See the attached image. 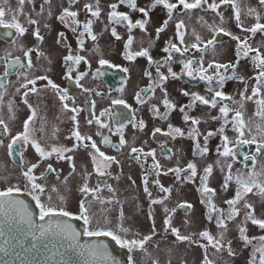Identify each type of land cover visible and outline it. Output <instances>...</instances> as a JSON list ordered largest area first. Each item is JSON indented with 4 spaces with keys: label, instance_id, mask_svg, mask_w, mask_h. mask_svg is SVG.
I'll list each match as a JSON object with an SVG mask.
<instances>
[{
    "label": "flooded vegetation",
    "instance_id": "1",
    "mask_svg": "<svg viewBox=\"0 0 264 264\" xmlns=\"http://www.w3.org/2000/svg\"><path fill=\"white\" fill-rule=\"evenodd\" d=\"M14 0H7L3 3V7L6 10V15L4 17L5 21H10L11 17L7 10L12 9V3ZM18 2V0H15ZM154 0H136V9H131L126 4H119V0H99V7L101 9L100 17L97 19L91 16V13L84 10V5L86 3L92 4L93 8L96 6V0H76V3L69 4V0H25L23 4L22 19H18L19 23L26 28V32L20 36L14 28H7L0 25V42L7 43L8 46L15 41L17 38H21L23 42V49L21 48L19 53L13 54H0V82H2L5 87L0 89L3 92L2 98H0V109L4 108L6 110L7 116L13 115L9 112V101L13 104L18 103V99L13 98V82L12 77L18 72L22 71L21 84L25 83V74L27 79H33L36 76H47L56 85H59L61 89H67L68 95L74 97L75 103L72 100L61 101L55 89L47 86V80H38L36 82V92H29L27 96V104L24 102L25 98L23 93L31 87L21 88V93L19 96L20 109L22 112L21 128H23V122L27 119L29 115L32 114L34 110L36 112L33 121L30 122L31 128V139L38 141L43 147L49 148V143L51 139H55L59 144L58 147L63 146L69 149H73L70 152L65 153V155H70L73 157L71 164L69 161L64 159H57L56 155L53 154L45 160H40L35 149L32 147L31 143L18 142L13 146V152L9 155V149L7 145L9 144L11 137L15 136L8 132L0 130V140L5 142L7 149V155L10 161L13 163L21 164L23 161L24 168L26 169L29 164L37 163L39 161L38 167L34 170V173L39 177L41 173H44L43 179L58 180L68 177V180H74L79 177L84 181V173H91L94 166L91 162L90 152L94 153V150L90 147H85L83 145L73 148L74 145L78 144L75 139L73 132L77 128V122H74L71 117L74 113L70 111L72 107H77L78 111L75 113L77 116L79 131L83 135H90L92 139L96 142L97 146L101 151L105 153L106 156L115 157L112 161L116 163L118 161L119 170L122 172L123 177H129L134 179L130 174L129 165L126 163H138L139 171L137 172L138 180L140 181V187L145 189L149 183L155 187L154 191H161L160 185L165 188H172L171 181H178L182 183H194L197 190L196 198H202L205 202L202 204H195L196 198L192 199H182L178 202H174L172 208H176L178 212H184L185 221H188V228L195 225L197 219L202 218L203 224L202 229L198 231L197 235L194 236L191 233L183 232V226L177 224L171 225L180 230V235L191 236L190 242L199 246V258L198 264H202L205 259V254H207L208 261L211 264H249V261L253 258V253L255 248L261 246L259 237L264 236V229H260L258 226L253 225L250 221L245 222V210L243 208L245 202L251 204L254 209V215L257 218L264 219V192H261L258 187H253L251 192L244 194L243 199L239 201L236 207L240 208L241 211L239 215L235 217L234 220H228L227 228L224 231V237L221 243L224 247L220 251L209 245L207 238H201L199 233L202 230L207 229L213 237H218L219 233L222 231L217 227V213L211 211L212 205L207 203L209 195L211 196L212 203L218 209H223L225 214L229 211V205L225 203L226 200L232 199L237 191L238 185L236 183V177L241 176L244 179H248L249 172L259 173L254 179L257 183L264 185V163L262 154L264 150L256 153V144H246L238 143L237 133L233 131L232 123L225 125V135L229 138V148L231 149L233 156L227 158L220 156L217 152V147L222 145L223 141L217 129L224 124L223 119H213V117H221L219 108L227 104L231 106L233 110H240L242 112V118L246 123L248 128H251L253 110H258V105L255 100H243L241 101L240 92H245L246 95L252 94V87L257 86L256 75L260 69L254 66L252 56L255 53L250 52L248 56L243 55L241 51L239 57L237 56V41L233 38L235 36L240 37L242 40L247 37L248 43L252 48H259L260 53L264 55V32L251 33L247 31H242L240 27H237L235 20V13L232 4H220V0H215L220 7L217 11L220 13L231 12L232 14V29L230 32L223 28L224 31H215L214 44L216 57L209 58L206 60V50L204 45L201 44L200 50L191 48V44L196 42L195 39H187L189 37V27L187 26V21L184 18L183 12L187 11L182 5L177 4V8L173 9L172 18L168 21L167 26L164 31L159 34L156 38V29L161 27L166 19H168V10L163 5H156L151 7ZM170 3H177V0H168ZM191 3L194 0H187ZM213 1L208 2L211 4ZM237 9L242 16V11H245L247 21H243L240 16L241 22L244 28H251V26L256 23L254 15H248L249 9H255L256 12L260 14V22L264 23V6L259 3V0H246L248 6L239 5L233 0ZM116 3L118 4L117 11L125 12L129 15L130 19L135 22L137 19H143V14L138 10L139 8H145L148 11V22L146 24L147 31H142L140 28L136 27L129 33L127 22L121 24H110L108 21V12L110 11L109 5ZM69 7L72 11H77L79 13L76 18L81 22L77 26V30L73 32L71 27H66L65 23H62L57 17L61 14L63 8ZM202 9H207V5H201ZM243 9V10H242ZM51 12V15H49ZM215 15L219 18L214 12ZM29 19L36 20V24L29 23ZM91 19L93 20L92 31L96 35V40H92L85 34L83 39V47L78 43V37L81 31H83V22ZM68 20V18H66ZM179 20H183L185 28L182 29L184 34V43L180 44V41L176 39V23ZM71 24V20H68ZM221 27L219 24L214 27V29ZM115 28L120 39H117L112 35L111 29ZM222 28V27H221ZM202 29L204 26L200 27L201 39L205 41L202 34ZM39 31L42 40H37L34 36V32ZM237 31V32H236ZM63 33V40L58 43L60 39L59 34ZM131 35L134 39L132 40L128 49L125 48V43L128 41V37ZM166 42L176 43L180 47H188V51L181 56L179 53L173 52L172 59L168 64L161 65V72L164 73L168 78L163 82L162 88L166 89L168 99L176 105L175 109L169 110L166 119H161L154 112L149 109L154 104L159 108L161 113L166 111L165 106L161 103L164 93L161 90V86H155V92L153 95L152 91L142 92V90L147 89L150 84L149 77L145 76V71L152 73L153 81L156 78V65L149 64L147 58L136 57L134 60L129 61L125 58L126 53H135L141 47L148 48L150 55L154 61H161L167 53L162 51L165 47ZM224 42H232L231 57L225 60L221 59V48L220 45ZM27 49H33L30 54V59L32 61V67L27 66L28 58H25L23 52ZM38 53H43L42 56H38ZM66 55L83 56L85 60L75 63L74 61H69L68 63L72 67L71 79L66 76L67 67L65 65L64 57ZM15 57H20L21 63L24 65L16 66L9 70L7 76L4 75L6 64L10 63ZM109 61V64L100 65L98 60L100 58ZM192 60V69L198 70L201 67V62L203 68L206 72L196 71L193 76H188L186 74L187 69H184V65L181 61ZM215 62L216 64L227 65L226 68H220L219 73L221 75H227L231 77L233 75L232 65H235V75L237 77H243L244 80L240 79H226L221 88L215 74L217 69L215 65L212 68H208L209 63ZM168 67H171L172 71L177 73V77L173 78L168 73ZM182 69H184L182 71ZM126 70V71H125ZM83 73L84 75L79 81V84L83 85V89H89L90 91L85 92L81 87L77 85L75 77L78 74ZM201 75L212 76L213 79L211 83L207 79H200ZM93 83L99 85L96 89L92 87ZM261 89L260 97H264V82L258 85ZM212 89L210 91L209 89ZM84 91V96L81 97V92ZM186 91L189 94L198 93L204 96L206 99L211 100L215 91H223L225 96H230L232 99H224L217 97L219 103L216 107H211L210 105H204L199 101L192 103L191 95H184L183 92ZM94 92V94H92ZM130 94L131 97L119 96L124 93ZM142 92L141 99L144 103L137 102V93ZM109 94L113 96H109ZM109 96V97H108ZM97 99H104L107 101L108 121L104 124L105 127L109 128L103 131V136H107L112 144H118L120 139V133L117 129L123 125L122 132L125 139L128 142V126L134 128L135 130H144L148 128V133H150V138L153 144L144 145V141L138 143L126 144L125 146L119 148L111 147L109 144H102L101 140L103 136L94 135L88 132H83L82 127L91 125L88 123L89 120H96V117H101L98 106L96 105ZM124 100L126 104H113V100ZM129 101H132L129 104ZM64 103L69 104V109L63 107ZM243 107H240V104ZM185 109L190 117L197 118L199 123L195 126L191 124V120L185 122L183 119L184 113L180 111L181 106L189 105ZM29 105L32 108H29ZM127 105V106H126ZM1 111V110H0ZM234 111L228 113V119L231 121ZM106 116V115H105ZM107 117V116H106ZM143 121L144 127L141 129L139 127H133V124ZM111 123L110 126L107 124ZM169 124L173 128H180L183 135H179L174 131L169 129ZM10 128V125H8ZM67 128L70 133L67 140L58 142L57 138L61 134V128ZM161 129L160 132L154 134V129ZM194 129L193 136H189V130ZM217 133L208 138L206 147L208 151L204 154H200L196 149L197 143L201 148L205 147L204 137L208 135L209 132ZM250 135L245 129V136L243 139H251ZM258 142L260 140H257ZM90 144V142H87ZM61 144V145H60ZM131 147L142 148V153H137L139 159L134 158L130 155ZM154 150L155 161L159 162L160 168L156 169L153 167L154 159L153 156L147 155L150 151ZM220 151H223L221 147ZM255 154V160H252V155ZM223 158V162L218 163V158ZM103 159V158H102ZM192 162L196 165L197 175L191 180L185 179L186 176L190 175V171H182L179 173V178H177L176 168L185 169L186 165ZM231 164V169L227 167ZM51 164L55 172H45L48 165ZM71 165L75 166V171ZM212 165L211 174L207 178V186L215 190L214 194H204L202 193L203 185L201 184L200 177L204 175V169ZM69 166V168H68ZM221 167H223L221 171ZM89 168L90 172H89ZM172 171H169V170ZM218 172V173H217ZM95 173V171H93ZM231 175L232 179L227 181V187H225V177ZM42 179L37 182L41 183ZM88 181V178H87ZM149 181V182H148ZM159 181V184L156 183ZM44 184V183H41ZM46 186V184H44ZM83 185V184H82ZM81 185V186H82ZM105 185H110L109 183H103L100 185V189L109 190ZM89 188L91 185H89ZM111 186V185H110ZM9 187V186H7ZM6 187V188H7ZM19 187V186H18ZM73 187V186H71ZM0 186V190H5ZM94 188V187H93ZM112 188V186H111ZM21 191H24L31 195L30 186L25 187V182L20 187ZM75 188L73 187V190ZM152 193L155 194V192ZM162 192V191H161ZM171 193V192H170ZM89 195H92L89 193ZM88 195V196H89ZM170 194L162 192L161 195H157L158 200L163 197H169ZM173 196V195H172ZM81 197L84 198L81 193ZM82 198V199H83ZM81 199L77 200V204L74 209H65L73 215L79 217V202ZM43 201V200H42ZM190 205V207L179 208L180 204ZM171 208V209H172ZM199 208V209H197ZM198 212L199 215L195 216L194 211ZM191 211V213H190ZM211 214L212 219L209 220L208 216ZM130 214H127L128 216ZM185 215H188L186 218ZM165 214L161 216L162 223L164 221ZM153 219H150L152 221ZM183 221L182 223H185ZM91 224L86 225L89 230L91 229ZM186 224V223H185ZM243 226L247 229L246 235L248 237H256L257 239L251 240V243L245 244L241 240L238 228ZM109 229V228H103ZM162 230L166 232L171 240H177L175 235L171 233L170 228L165 229L164 223ZM114 234L119 235L114 231ZM123 237V236H122ZM133 239L140 237L131 236L128 238ZM180 241V240H177ZM231 241V250L234 253L229 255L228 252V242ZM206 245L207 247H203ZM212 249V253L210 252ZM178 252V251H177ZM182 252V251H180ZM186 254V259H181L179 264H192L189 263L194 261L193 253L189 251L188 247L183 251ZM130 255V253H129ZM259 252L255 253L254 264H260L259 262Z\"/></svg>",
    "mask_w": 264,
    "mask_h": 264
},
{
    "label": "snow or ice",
    "instance_id": "2",
    "mask_svg": "<svg viewBox=\"0 0 264 264\" xmlns=\"http://www.w3.org/2000/svg\"><path fill=\"white\" fill-rule=\"evenodd\" d=\"M6 2H7V0H3V3H6ZM46 2H47V0H46ZM3 3H0V25H3L7 28H14L16 30V32L20 36H22L26 32V28L23 27L19 23L17 13L22 12L23 4L25 3V0H18V4L20 5V8L17 9L16 11H13L10 8L7 10V12L9 14H11V20L10 21H5V19H4L5 15H6V10L3 7ZM74 3H76V0H69V4H74ZM259 3L262 6H264V0H259ZM119 4H126L131 9H134V10L137 7L136 6V0H119ZM177 4L182 5L185 10H191V9L199 8V7H201V5H207V7L209 9H211L213 12H216V14L218 16H220L221 22H223V16L219 11H217L220 7V4H232V7H233L234 13H235V20L237 23V27H240L242 31H247V32H251V33L264 32V23L260 22V19H261L260 14L258 12H256L255 9H249L247 14L248 15H254L255 19H256V23H254L251 26V28H244L243 27V24H242L241 19H240V12L237 9L233 0H220V4H217L215 2V0H213V2L211 4L208 3V0H194V2H191V3L187 2V0H177V3H170V2H168V0H154L151 7H155L156 5H163L168 10V19H166L164 21V23L161 27L156 29V34H157L156 38H158L159 34L162 31H164L165 27L168 24V21L172 18L173 9L177 8ZM109 8H110V11L108 12V21L110 24H112V23L121 24L123 22H127V27H128L129 33H131V30L133 28H136V27L140 28L142 31H147L146 24L148 22V11L145 8H139L138 9L143 14L144 18L143 19H137L135 22H133L130 19L129 15L127 13L117 11L118 4H116V3L110 4ZM84 10L86 12L91 13L92 17H95L98 19L100 17V13H101V9L99 7V0H96L95 8H93L92 4L86 3L84 5ZM49 15H51V12H49ZM78 15H79V13L77 11H72L69 7H65L62 9L61 14L57 17V19H59L62 23H65L66 27H71L73 32H75L77 30V26H79L81 24V22L76 19L78 17ZM66 18H68V20H71V24L68 23V20H66ZM29 23L36 24L37 21L33 20V19H29ZM204 23L210 29L212 28V25H207L206 21ZM92 24H93V20H91V19H88V20L83 22V31L80 32L79 37H78V43L81 45V47H83V39H81V38L84 37L85 34H87L88 37L91 38L92 40H96V35L92 31ZM183 28H185L183 20L177 21V23H176V39L180 41V44L184 43V34L182 32ZM215 31L220 32V31H224V29L221 27H218L215 29ZM111 32H112V35L114 37H116L117 39H120L115 28H112ZM33 34L37 38V40L43 39L40 36L38 30L36 32H34ZM193 35L195 37L196 42L191 44V46H190L191 48L200 50L201 44H203L205 50H207L208 47H210L214 44V40H209L206 42L202 41L200 35L198 33H195V31L193 32ZM59 36H60V39L57 41L58 43H60L63 40L64 34L60 33ZM233 38L237 41V56L239 57L241 51H243L244 56H248L250 52L255 53V55H253L251 58L253 60L254 66L256 68L260 69V71L256 75L257 86L252 87V94L251 95H246L245 92H240L239 95L241 97V101H243V100H255V102L259 106L256 115L264 116V97L257 98V97H260V93H261V89L258 85H260L261 82H264V55H262L260 53L259 48L254 49L251 47V45L248 43L247 37H245L243 40L238 36H235ZM133 39L134 38L131 35H129L128 41L125 43L126 49L129 48ZM20 47L23 49L24 46L20 45ZM32 51H33V49H27L23 52L24 57L28 58V61H27L28 67H32V61L30 59V54ZM162 51L167 53V55L164 58H162L161 61H154L152 56L150 55L149 49L145 48V47H141L135 53H126L125 58L129 61H132L136 57H144V58H147L149 64H155L156 65V78L154 81L152 78V73L149 71H145L144 75L149 77L150 84H149V87L147 89L142 90V92L152 91L153 95H154L155 86H161V90L164 93V97H163L161 103L165 106L166 111L164 113H161L159 111V108L154 104L151 106V108L149 110L154 112L161 119H166L167 115H168V111L175 109L176 105L168 99L166 89L162 88L163 82L168 77L165 76L164 73L161 72L160 68H161L162 64H168V62L172 59L173 52L179 53L181 56H183L184 53L188 51V47L185 46L182 48V47L178 46L176 43L166 42L165 47L162 49ZM42 55H43V53H38V56H42ZM63 59L65 61V65L67 67L66 76L69 79L72 78L71 77L72 67L68 62L74 61L75 63H79L80 61L85 60V58L83 56L73 57L72 55H66ZM98 63L100 65H106V64H109V61H107L106 59H103L101 57L98 60ZM181 63L184 65V69H187L186 74L188 76H193L196 71H199V72H206L207 71L205 68H203L202 62H201V67L198 70L192 69L191 66L193 64V61L190 59L187 60L186 62L182 60ZM214 65L217 69V72L215 74V78L217 79V83L221 88L223 87V83L226 79H240L241 81L244 80L243 77H237L235 75V65H232L233 75L231 77H229L227 75H221L219 73V69L220 68H226L227 65L216 64L213 61V62L209 63L208 68H212ZM16 66H21V67L24 66L21 63L20 57H15L11 60L10 63L6 64L4 75L7 76L9 74V70L11 68H15ZM184 69H182V71ZM168 73L173 78L177 77V73L173 72L171 67H168ZM83 75L84 74L81 73L75 77L77 85L79 87H81L82 89H83V85L79 84V81ZM200 79H202V80L207 79L209 81V83H211L213 77L201 75ZM38 80H47L46 87L50 86L52 89H55L57 91L58 95L60 96L61 101L72 100L73 104L75 103L74 97H71L68 95L67 89H61L59 85H56L46 75L45 76H36L33 79H27L26 74H25V83L21 84L20 88H28V86L31 85V87L28 88V90L23 93V96L25 98L24 102L26 104H27L26 98L28 96V93L37 91L36 82ZM4 87H5V85L2 82H0V89H3ZM83 90L85 92L90 91L89 89H83ZM209 90L212 91L211 88ZM17 91H20V89L18 88ZM142 92H138L137 96H136L137 102H139V103L145 102L144 100L141 99ZM183 94L184 95H191L192 96V103L199 101L200 103H202L204 105H210L211 107H216L217 104L219 103V101L217 100V97L221 98V100L232 99L230 96H225L223 91H215L211 100L206 99L204 96H201L198 93L189 94L188 92L184 91ZM2 96H3V92H0V98H2ZM112 103L113 104H126V102L122 99L113 100ZM63 107L65 109H69V104L64 103ZM188 107H191V104L181 106L180 111L184 113L183 119L185 120V122L191 120V124L193 126H195L199 123V120L197 118L190 117L187 114L185 109ZM240 107L241 108L243 107L242 103L240 104ZM29 108L31 109L32 106L29 105ZM12 110H13L12 102L9 101V112L12 113ZM70 111L72 113H74L72 115L71 119L74 122H77V128L73 132V135H74L75 139L78 141V144L74 145L73 148L83 145L86 148L90 147L91 149H93L94 153L90 152L89 155L91 156L92 161H93L94 171H96L99 175H104L105 173L101 170V166L96 163L97 159L103 158V161L105 162L103 164V167L106 168L108 166V163L115 160V157L106 156L105 153L100 150V148L97 146L96 142L92 139V137L90 135L81 134V132L79 131V127H78L77 116L75 115V113H77L78 109H77V107H72L70 109ZM219 111L222 114L221 117H213V119L219 118V119L224 120V124H222L220 126V128L217 129V133L220 134L221 139L223 141L222 145H219L217 147V152L220 156H223L225 158H227L229 156H233V153L228 146L229 138L224 134L225 133V125H227L228 123H232L233 131H235L237 133L236 140L238 143L256 144L257 145L256 153H259L261 150H264V137H262V139L259 142L257 141L255 135H252L251 139H243V137L245 136V129H247V131L250 135H251L252 130H251V128L247 127L246 123L244 122V120L242 118V112L240 110H238V109L233 110L231 108V106L224 104L219 108ZM230 111H234V115L232 116L231 121H229V119H228V113ZM104 114L105 113L102 111L100 115L103 116ZM35 115H36V112L33 110L32 114L29 115L27 117V119L23 122V131L17 132L15 136L11 137L9 144L7 145L8 149H9V155L12 154L13 146L15 144H17L18 142H23L25 144L30 142L32 147L35 149L36 153L38 154L40 160H45L48 157H51L53 154H55L57 159L67 160L71 164L73 157L70 155H65V153L70 152L73 149H69V148H66L63 146H60V147L53 146L49 150L46 147H43L38 141L31 139L30 122L33 121V118L35 117ZM13 118H14V114L9 116V119H13ZM88 123L91 124L92 120H89ZM96 123L101 128L106 126L100 120L99 117H96ZM0 127H2L3 131H5V132L9 131L8 126L5 123L3 118H0ZM133 127H139L142 129L144 127V123H143V121H140L137 124H133ZM168 127L170 130L174 131L175 133H177L179 135H183V132L181 131L180 128H173V126L171 124H169ZM122 128H123V125H121L117 129V132L120 133V139H119L118 144H112L111 141L109 140V138L107 136H103V134L99 131L96 134L103 136V138L101 140L102 144H109L111 147L119 150V148L125 146L128 143L127 140L125 139L124 135H123ZM257 128L259 129L260 126L257 125ZM160 131H161V129L156 128V129H154V134L156 132H160ZM193 131H194V129L189 130V136H193ZM217 133L210 131L208 133V135L204 137L205 147L201 148L200 145L197 143L196 149L199 151L200 154H204L208 151V149L206 147L207 140L210 136L215 135ZM87 142H90V144H88ZM2 143H3V141L0 140V144H2ZM221 147L223 148V151H220ZM142 152H143L142 148L131 147V149H130V155H132L136 159H139V156H137L136 154L142 153ZM147 155L153 156V159H154V156H155L154 150L147 153ZM251 159L255 160V154L252 155ZM218 163H219V161H218ZM21 164L23 165V161H21ZM38 164H39V161L37 163L29 164L26 169L23 166H21V177L23 178V180L25 182V187L28 188L30 186V192L33 195V199L36 201L37 207L39 208L40 220L43 221V220H45L46 217H51L53 215H62L65 217L73 215V213L67 211L65 209V207H63V202H64L65 198L62 195L58 197L60 202H61L60 206H55L51 203V200H52L51 195L48 196V200H49L48 203H45L44 201H42L41 197L46 192V186L44 184L37 182L39 179H43V177H44V173H41L39 177L34 173V170L38 167ZM71 166L73 168V171H75V166L74 165H71ZM153 167L156 169L160 168L159 162L155 161V159H154ZM227 167L229 169H231V164L229 163L227 165ZM55 171H56V169H54L51 164H49L48 167L45 169V172H55ZM169 171H172V170L170 169ZM175 171L177 172V178H179V173L182 171H190V175L185 177V179H188V180H191L193 177H195L197 175L196 165L192 162H189L186 165L185 169L176 168ZM211 171H212V165H208L204 169V175L200 177L201 184L203 185L202 193H204V194H214L215 193L214 189H211L207 186V178L211 174ZM89 175H91V173H87V172L84 173V183L79 189V191L84 196V198L81 199L79 202V218L84 221L85 225H90L91 219H92V217L90 215V204L86 203L87 197H88L89 193H91L92 199H94V200L99 199V197L97 196V193L100 191L99 185H97L96 188H89L88 183H87V177ZM258 175H259V173H256L253 171V172L248 173V179H244L241 176L236 177V183L238 185V188H237L235 196L232 199L225 201V203L229 205V211L226 214H225L223 209L216 208V206L212 203L211 196L209 195L207 203L209 205H212L211 211L216 212L218 214L217 215V227L220 228L222 231L219 233L218 237H213L209 233V231L207 229H205L199 233V236L201 238H207L209 245L216 248L217 251H220L221 248L224 247V245L221 243V241L223 240V237H224V231L223 230H225L227 228L226 221L234 220L235 217L237 215H239L241 209L236 207V205L239 203V201L241 199H243L244 194L251 192L253 187H258L261 192H264V185L257 183V181L254 179ZM0 179L7 180L8 178L7 177H0ZM67 179H68V177L64 178L65 182L67 181ZM231 179H232L231 175H228L225 177V187H227V181H229ZM156 183L159 184V181H156ZM105 187H107L109 189V191H113L110 185H105ZM160 188H161V191L164 193L170 194V192H171L170 188H165L163 185H160ZM19 191H21V189H20V187H18L16 185L9 186L5 190L0 191V210L5 209L6 206L8 208H13V207H16L17 205L21 204L22 202L13 200L11 198V194L13 192H19ZM51 191H53V192L58 191L56 189L55 185L52 186ZM145 192L148 193L147 187H145ZM148 195H149V197H151V193H148ZM167 198L168 197L165 196L161 200H151L150 207H151V204H158V203L164 204V202ZM103 202L104 201L101 200V203H103ZM109 202H111V201H109ZM202 202H205L203 200V198H202ZM177 207L186 208V207H190V205H186V204L182 203V204L178 205ZM25 208H26V206H25ZM243 208L245 210V222L250 221L253 225L258 226L260 229H264V219H260V218L255 217L254 209H253L252 205L245 202ZM176 210H177L176 208L169 210L167 205L165 204L164 209H163V211L165 213V217H164V221H163L165 229L170 228L171 233L175 235L177 240L189 241V240H191V236L180 235V230L176 227L171 226L172 213H174ZM122 217H123V214L121 213V219H122ZM21 219L24 220V222H26L30 228L35 227V225L33 224L32 220H31V213H27L26 215H22ZM149 219H153L151 211L149 212ZM208 219L209 220L212 219L211 214H209ZM53 223L54 222L51 219H49L47 227L44 224H41L40 225V235L44 236L47 232L51 231ZM185 223L187 224L188 221H185ZM55 225H56V229L58 231V234L65 235L66 238L72 240L73 242L76 241L79 233H77L75 231V229L72 228V226L70 224H67L66 222H61V221L57 220V221H55ZM116 229L119 232L124 233L125 235L130 231L129 229L124 228L122 226V224H117ZM238 231H239V235H240L241 240H243L245 242V244L251 243V240H253V239H257L256 237H251V238L248 237L246 235L247 229L243 226H240L238 228ZM154 232H155V225L153 223V233ZM84 235H86V236H100V235L112 236L113 240H115L122 247L127 248L129 253H132L133 251H135L137 249H139L141 251H146L145 245L147 244V242H149L152 239L151 234L150 235H144L142 239H138V238L127 239V238L122 237L121 235L114 234L113 229H101V228H97L96 230H89L88 228H86L84 230ZM259 241L261 242V246L259 248L254 249L253 258L249 261V264H254L255 259H256V257H255L256 252L260 253V255H259L260 264H264V236L259 237ZM202 246L205 248L207 247L206 245H202ZM81 247H84V246H81ZM106 247L107 246L103 243V241H101L98 245L93 244L92 246H89L88 250H89L91 255L95 256L97 254L98 249H102V248H106ZM227 247H228L229 255H233L234 253L231 250V241L228 242ZM0 250H3V249L0 248ZM113 264H115V262H113ZM128 264H135V261L131 255H129V257H128ZM153 264H158V261L154 260ZM202 264H211V262L208 261V259H207V254H205V259L202 262Z\"/></svg>",
    "mask_w": 264,
    "mask_h": 264
},
{
    "label": "rangeland",
    "instance_id": "3",
    "mask_svg": "<svg viewBox=\"0 0 264 264\" xmlns=\"http://www.w3.org/2000/svg\"><path fill=\"white\" fill-rule=\"evenodd\" d=\"M213 0H208V2ZM236 3L238 2L239 5L248 6L246 0H235ZM223 5V4H221ZM229 5V4H228ZM20 8V5L15 0L12 3V10L16 11ZM243 10V9H242ZM25 12H18V19H22V16ZM223 16V22H221L220 17L218 18L215 13L207 8L202 9L201 7L187 10L183 12L184 18L186 19L187 26L189 27L188 35L189 37L187 39H195L193 32L198 33L201 37V30L200 27L204 26V29H202V36L206 41L214 40L215 38V29L214 27L216 25H220L222 28H226L230 32V28L232 29V14L231 12L227 11L225 13H221ZM241 16V15H240ZM243 16V17H242ZM242 20L247 21V17L245 14V11H242ZM8 17H11V14L8 15ZM202 18V19H201ZM207 22V25H212V28L210 29L205 25L204 22ZM237 32V31H236ZM214 37V38H213ZM22 39L17 38L15 41H13L10 46H8L7 43H4L3 41L0 42V54H13V53H19L21 48L20 45H22ZM221 48V59L225 60L226 58L231 57V51H232V42H224L220 45ZM215 47L212 45L207 48L206 50V60L209 58L216 57ZM21 80H22V71L18 72L15 76L12 77L13 82V98L15 100L18 99L17 104H13V114L14 118L9 119V116H7L6 110L4 108H1L0 110V118H3L5 123L10 125L9 133L16 135L17 132L23 131V128H21V119H22V112L20 109V103H19V96L21 93ZM93 89L98 88L99 85L93 83L92 85ZM20 89V91H17V89ZM81 92V97L84 96V91ZM94 94V92H92ZM109 96H113L109 94ZM108 96V97H109ZM119 96L123 97H131L130 94L127 92L124 94H121ZM129 104H131L132 101H129ZM96 105L98 106V111L101 114L103 111L105 114L100 117V120L105 124L108 121V115L107 110H104V107H107V101L104 99H97ZM104 106V107H103ZM253 110V116H252V123H251V135H255L257 140H261L262 137H264V116L262 115H256L257 110L252 107ZM107 117H106V116ZM108 126L111 125V123L107 124ZM257 125L260 126V128H257ZM66 128V126H65ZM3 128L0 127V130ZM31 129V128H30ZM83 132H88L96 135V133L103 132L108 130L109 128L103 127L101 128L94 119L91 125L83 126L82 128ZM128 133V144L131 143H138L140 141H144V145H151L153 144L152 139L150 138V133H148V128L144 130H135L134 128L128 126L127 129ZM69 132L67 131V128H61V134L57 138L58 142L61 143L64 140H67L69 136ZM49 148L56 146L58 147L59 144L56 142L55 139H51V142L48 144ZM61 145V144H60ZM263 158L264 163V151L261 155ZM219 162H223V158L217 157ZM91 162L93 165V161L91 158ZM98 165L101 166V170L105 173L104 175H99L96 171L93 173L94 168H92L93 171H91V175H89L87 183L91 185L90 187L96 188L97 185H102L103 183H109L112 186L113 191H107L105 189H100V191L97 193V196L99 199H92V195H89L87 197L86 203L90 204V215L92 217L91 221V229H97V228H109L113 229L115 232H117L119 235L128 238H131V236L140 237L143 238L144 235H152V239L147 242L145 245L146 251H141L139 249L133 251L130 253V255L133 257L135 264H153V261H158V264H179V261L183 258L186 259V254L183 252L188 247L189 251L193 253V258H195L194 261H191L189 263L192 264H198V258H199V246L192 244L190 241H177V240H171L170 236L162 230L163 223L161 220V216L164 215V206L167 205L168 209L171 210L172 205L174 202H178L182 199H192L196 198L197 190L194 186V183H182L178 181H171L172 188L171 193L169 197L165 200L164 204H151V200H158L157 195H161L162 192L158 191L155 192L153 185L151 183L148 184L147 189L148 193H151V197H149L148 193L145 192V189L140 187L137 177V172L139 171V164L138 163H126L129 165L130 174L134 177L135 180L130 179L129 177H123L121 170H119V164L118 161L116 163L110 162L108 163V166L105 168L103 167V164L105 163L102 158H98L97 162ZM21 166L24 167L22 164L13 163L9 160L7 155V149L5 146V142L0 144V177H7V180L0 179V186L3 188H6L7 186L16 185L21 187L23 184V178L21 177ZM69 168V166H68ZM89 168V172H90ZM221 171L223 167L220 168ZM218 173V172H217ZM58 180H52V179H42L41 183L46 184V192L41 197V199L48 203V196L51 195L52 200L51 203L55 206H60L61 202L59 200V196H63L64 202L63 207H66L68 209H74L77 200L82 199L81 192L79 191L81 185L84 183L82 179L79 177H76L74 180H68L65 182L64 179ZM149 182V181H148ZM55 185L56 189L58 191L53 192L51 191L52 186ZM73 186L75 189L73 190ZM152 191L155 192L152 193ZM173 195V196H172ZM101 200L104 201L101 203ZM111 201V202H109ZM195 204H202L200 201V198H196ZM173 209V208H172ZM199 209V208H197ZM151 211L153 220L150 221L149 219V212ZM121 213L123 214V217L121 219ZM191 213V211H190ZM195 216L199 215L197 210L194 211ZM127 214H130L126 216ZM184 212H178L175 211L172 213L171 217V225L177 224L179 226H183V232L185 233H191L192 235L196 236L198 231L201 230L203 220L202 218H199L196 220L195 225L190 226L188 228V224L182 223L185 221ZM186 218L188 215H185ZM106 218V219H105ZM153 223L155 225V232L153 233ZM117 224H122L124 228L129 229L130 231L125 235L124 233L119 232L116 229ZM138 234V235H137ZM178 251V252H177ZM182 251V252H180ZM210 252L212 253V249L210 248Z\"/></svg>",
    "mask_w": 264,
    "mask_h": 264
},
{
    "label": "water",
    "instance_id": "4",
    "mask_svg": "<svg viewBox=\"0 0 264 264\" xmlns=\"http://www.w3.org/2000/svg\"><path fill=\"white\" fill-rule=\"evenodd\" d=\"M11 198L22 203L0 210V248L3 249L0 250V264H128L127 248L112 236L84 235L86 225L78 216L53 215L41 221L39 208L31 195L19 191L13 192ZM27 213H31L34 228L21 219ZM49 219L54 222L52 230L41 236L40 225L47 227ZM57 220L70 224L79 233L75 242L58 234ZM101 241L107 247L98 249L95 256L91 255L89 246L98 245Z\"/></svg>",
    "mask_w": 264,
    "mask_h": 264
}]
</instances>
